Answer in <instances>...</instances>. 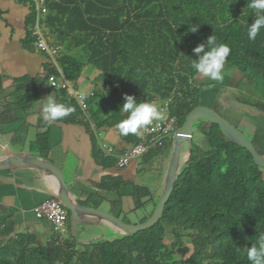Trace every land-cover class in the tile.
<instances>
[{
	"label": "trees",
	"instance_id": "1",
	"mask_svg": "<svg viewBox=\"0 0 264 264\" xmlns=\"http://www.w3.org/2000/svg\"><path fill=\"white\" fill-rule=\"evenodd\" d=\"M16 1L29 8V42L35 41L32 29L39 24L61 48L47 81L63 77L77 89L87 70L97 74L87 97L73 96L67 85L55 89L56 101L73 109L55 123L81 124L95 131L111 128L135 146L137 133L121 136L116 127L127 115L119 111L124 96L132 95L138 102H168L170 117L177 119L180 129L186 116L202 105L203 89L192 68V60L198 59L193 49L199 44L207 47L212 35L231 50L225 67H236L255 90L258 98L247 104L264 115V30L254 41L248 39L245 25L254 20L249 0H42L40 6L36 0ZM191 25H199L195 33L189 32ZM27 93L20 104L24 109L39 98L32 86ZM218 107L209 108L219 113ZM193 128L205 136L208 148L202 151L192 141L193 150L154 227L83 249L75 236L64 238L58 230L45 244L34 233L21 234L0 243V264H250L248 248L264 236V169L218 125L197 120ZM262 131L254 129L250 140L264 156ZM93 139L94 158L101 167H117L116 156H104ZM172 141L147 153L144 165L170 152ZM33 149L46 159L49 135H39ZM96 187L98 193L79 204L100 209L104 199L99 193H116L110 213L128 224L134 223L123 215V198L133 200L136 213L153 207L138 224L151 217L160 198L149 186L121 177H105Z\"/></svg>",
	"mask_w": 264,
	"mask_h": 264
},
{
	"label": "crops",
	"instance_id": "2",
	"mask_svg": "<svg viewBox=\"0 0 264 264\" xmlns=\"http://www.w3.org/2000/svg\"><path fill=\"white\" fill-rule=\"evenodd\" d=\"M28 14L27 5L16 0H0V161L16 154H31L42 158L33 146L39 135L47 133L50 152L46 159H42L52 162L62 171L75 202L86 201L98 193L96 186L102 184L108 176L149 186L155 196H161L171 161L170 158L167 160V155L170 154L171 157L172 150L152 161L149 166L144 165L143 157L123 169H106L94 158L93 137L103 155L106 147L113 148L116 158L132 147L122 141L113 129L95 131L81 124H61L43 119L41 99L50 94L56 99L55 89L46 80L49 69L56 67V62L29 42L26 24ZM87 73L79 80L77 89L69 85L73 96L83 98L93 92L97 74L92 70ZM202 81L212 83L203 76L196 79V83ZM58 82L66 83V80L60 77ZM30 86L38 93L39 98L24 109L20 104L23 97L28 95L27 89ZM228 100L230 99L226 98L224 102L220 100V104L230 108ZM155 164L161 175L158 187H152L153 185L147 181L142 182L140 178L145 173L143 169L147 168L148 172V168L151 169ZM52 187L47 176L37 170L16 168L0 171V243L8 242L21 234L34 233L38 235L40 243L45 244L55 230L62 231L49 221L36 217L38 206L57 198ZM99 194L104 199L100 209L110 213L113 202L118 200L116 193ZM134 209L131 198L122 199L123 215L134 224L140 223L139 219L149 214L153 207L148 205L141 215L140 212H134ZM64 227H70L71 234L78 238L80 247L101 241L102 236L125 234L109 222L90 215L83 216L82 222L71 220ZM112 239L114 238L108 240Z\"/></svg>",
	"mask_w": 264,
	"mask_h": 264
},
{
	"label": "water",
	"instance_id": "3",
	"mask_svg": "<svg viewBox=\"0 0 264 264\" xmlns=\"http://www.w3.org/2000/svg\"><path fill=\"white\" fill-rule=\"evenodd\" d=\"M228 104L231 108L237 111L242 108L253 110L250 105L234 99L228 100ZM197 120H205L218 125L226 138L235 144L246 148L253 156L255 164L264 169V156L259 154L252 141L242 131L215 110L203 105L197 106L186 116L184 125L178 130L177 136L174 140L173 154L166 176L164 190L151 217L142 224H128L103 209L83 206L75 202L71 196L70 187L68 186L62 171L48 160L31 154H16L0 161V171L28 168L33 171L37 170L40 173H44L53 184L52 188H54L57 199H59L64 207L70 212L72 221L82 222L83 216L90 215L109 222L127 234H136L140 231L154 227L163 217L165 206L171 197L175 186L174 184L176 183L177 176L180 172L181 148L184 144H188L190 153L193 150V126Z\"/></svg>",
	"mask_w": 264,
	"mask_h": 264
},
{
	"label": "clouds",
	"instance_id": "4",
	"mask_svg": "<svg viewBox=\"0 0 264 264\" xmlns=\"http://www.w3.org/2000/svg\"><path fill=\"white\" fill-rule=\"evenodd\" d=\"M248 6L253 10L254 20L251 24L246 23L247 37L254 41L261 30H264V0H249ZM199 25H191L189 32L195 33ZM230 48L226 44L217 42L214 35L208 38L207 47L199 44L193 49L198 59L192 60V68L199 76H203L212 81H222L224 79L223 69L230 54ZM125 102L119 111L126 113V117L121 119L116 127L121 136L136 134L139 130L151 125L153 121L162 118L160 109L154 103L138 102L132 95L124 96ZM43 119L48 122L62 120L72 112V108L58 103L53 95L41 99ZM247 258L250 264H264V236H261L258 245L248 248Z\"/></svg>",
	"mask_w": 264,
	"mask_h": 264
},
{
	"label": "rangeland",
	"instance_id": "5",
	"mask_svg": "<svg viewBox=\"0 0 264 264\" xmlns=\"http://www.w3.org/2000/svg\"><path fill=\"white\" fill-rule=\"evenodd\" d=\"M48 43L51 47L54 49H58V52L60 54L61 48H57L51 39H48ZM88 70L85 72L87 73ZM224 73V79L222 81H212V83L209 84V82L202 81L199 83H196L198 87H201L203 89L202 95H201V101L202 105H218L219 114L221 116H224L229 121H231L234 125L238 127L240 131H242L249 139L253 138V131L254 129L260 127V130H264V115L262 113L255 112L254 110H250L247 108H242L239 111L230 110L229 107H225L220 104V100H223V102L226 100V98L238 100L241 103L247 104V103H254L255 100L258 98L255 90L251 86V84L244 78L243 74H241L236 67H224L223 69ZM85 74L82 75L80 78L83 79L85 77ZM92 74V73H89ZM206 82V84H205ZM249 105V104H247ZM263 127V128H261ZM264 132V131H262ZM173 146H174V140ZM193 143L197 145L202 151L206 150L208 148L207 140L204 135L194 132L193 135ZM173 154V149H172ZM190 155L188 144H184L181 148V155H180V168L182 165L188 160ZM172 158V155L170 157V154L167 155V160ZM158 163V161L156 162ZM148 172H145L144 174H141V180L142 182L147 181L152 187L158 185L160 186V177L161 175L158 174V166L155 164L151 169L148 168ZM169 169V168H168ZM166 173V172H165ZM168 173V172H167ZM165 185V184H164ZM163 185V186H164ZM162 186V187H163ZM165 187V186H164ZM163 187V190H164ZM156 189V188H155ZM143 212H140L141 215ZM70 224V223H69ZM61 231V234L64 236V238H68L71 234L70 227H64ZM119 235V234H117ZM102 240H107L121 237V236H102ZM78 240V238H76ZM48 240L46 239L45 242ZM79 241V240H78ZM85 246V245H84ZM84 246L81 248L83 249ZM80 247V246H79Z\"/></svg>",
	"mask_w": 264,
	"mask_h": 264
},
{
	"label": "built area",
	"instance_id": "6",
	"mask_svg": "<svg viewBox=\"0 0 264 264\" xmlns=\"http://www.w3.org/2000/svg\"><path fill=\"white\" fill-rule=\"evenodd\" d=\"M38 6L42 3V0H36ZM32 36L35 38L33 42L34 46L45 52L51 60L57 62L59 58L58 49H54L48 43V35L43 33L42 27L37 24L32 29ZM49 84L52 88L56 89L60 86H69L66 83H60L55 76L49 77ZM160 109L162 118L153 121L151 125L143 128L137 132L139 143L130 147L122 155L117 157V167L120 169L126 168L132 162L143 158L152 149L163 144L165 141L175 140L178 133L177 119L170 117L168 110V102L164 105L154 103ZM104 156H112L114 153L113 148L106 147L103 150ZM36 217L38 219L47 220L54 225L55 228L61 229L66 225L67 210L59 199H52L42 203L36 209Z\"/></svg>",
	"mask_w": 264,
	"mask_h": 264
}]
</instances>
